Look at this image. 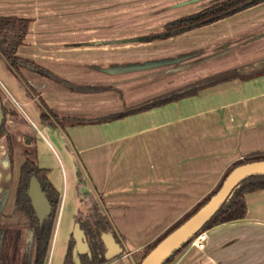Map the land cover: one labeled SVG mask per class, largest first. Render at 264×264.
<instances>
[{"label": "crops", "instance_id": "obj_1", "mask_svg": "<svg viewBox=\"0 0 264 264\" xmlns=\"http://www.w3.org/2000/svg\"><path fill=\"white\" fill-rule=\"evenodd\" d=\"M207 1L178 8L174 4L172 9ZM81 4V0H0V17L30 20L17 51L19 58L73 85L101 88L75 92L23 67V82L14 78L12 90H6L16 115L24 120L41 119V101L61 119H98L201 78L264 61V3L168 39H153L152 34L112 37L110 19L81 12ZM64 5L72 7L64 11ZM96 21L107 22L97 25ZM198 32V38L206 39H179L188 34L197 37ZM132 38L144 39L113 43ZM156 40L172 41V50L161 59L129 61L122 49ZM244 43L249 45L237 49ZM209 46L213 49L207 51ZM204 51L213 54L197 56L192 62L194 57L189 54ZM170 57L178 58L171 62ZM209 59L226 61L185 78ZM44 124L43 129L53 137V126L58 125ZM25 127L29 129L27 123ZM62 131L72 145L67 146L68 151L76 157L77 165L78 160L82 162L113 226L114 232L105 235L106 252L109 246L120 248L125 264H139L149 246L215 192L234 163L264 154V75L223 83L198 96L121 120L67 125ZM25 138L31 146L32 138ZM74 190L71 202L80 207L79 213L83 206L78 201L79 188ZM64 199L63 194L59 211ZM245 199V219L205 231L208 240L203 250L188 245L170 264H264V189L247 194Z\"/></svg>", "mask_w": 264, "mask_h": 264}, {"label": "trees", "instance_id": "obj_2", "mask_svg": "<svg viewBox=\"0 0 264 264\" xmlns=\"http://www.w3.org/2000/svg\"><path fill=\"white\" fill-rule=\"evenodd\" d=\"M263 3L264 0H223L209 8H206L200 13L172 22V24H170L169 26L171 27V30L163 32L162 34L154 35L152 38L168 39L171 37H175L197 28L212 25L216 22L239 14ZM29 24V19L16 17H0V56L6 62L8 67H10L14 72H17L22 79L24 78L21 75L20 69L24 67L31 69L33 72L39 74L42 77L53 79L75 92L77 91L89 93L101 90V88L96 86L73 85L55 76L48 70L32 62L19 58L17 56V51L19 47L23 45L25 37L28 33ZM262 75H264V62L245 66L244 68L227 70L195 81L194 83H191L183 88H179L165 95H161L159 97L146 101L143 104H140L133 108H129L123 112L91 120L71 118L61 119L57 114L49 109L44 102L41 101L42 111L40 117L43 122L55 123L62 129H64L67 125L82 126L109 123L124 119L131 115L150 111L154 108H159L171 103L179 102L186 98L198 96L203 90L221 85L223 83H227L237 79L241 81H248ZM3 110L5 116H7L10 112L4 105ZM5 124L6 120L3 125L0 138L3 137L6 133ZM8 147L10 155H12L13 145L10 137H8ZM258 161H264V154H253L234 163L226 172L223 180L221 181L215 192H213L209 197L205 198L194 210H192L185 217L176 222L163 236H161L154 244L149 246V248L142 255L139 264L159 243H161L166 237H168L172 232L182 226L188 219H190L203 206H205L210 201V199L220 190L225 179L234 169L242 165ZM49 174L50 170L40 168L37 163L28 158L21 165L19 183L15 196V209L25 217L27 221L26 225L28 228H26V232L31 240H22L23 235L22 231H20V233L17 234L19 243H17V240L16 242L13 241V243L10 242V251L7 250V247L5 245V252L7 255L5 256L3 264H8L6 258L11 254L13 255L12 259H16V264H47L48 258H50V252L53 244L59 207L62 198V193H60L51 183ZM32 176H35L39 180L44 190L48 193L53 207L52 215L47 218L41 226L39 225L35 212L30 205L29 199L26 196L29 181ZM85 186H87L85 187L86 191L84 194L80 193L79 199H82L81 201H89L88 205H83V208L85 207L89 210L86 215H84V213L80 211L75 216V223L79 224L81 230L84 231L90 249V255H82L80 257V261L81 264H107V260L105 257L106 245L103 240V236L114 232L113 226L103 208L102 202L100 201L98 194L93 187V184L87 182ZM88 186H90L91 188L90 191H87V188H89ZM262 189H264V176L251 177L241 182L235 189L233 195L226 200L222 208L199 233L207 231L221 224L237 222L245 219L247 216V204L245 196L249 193L260 191ZM20 242H22L21 244H24L25 248L19 245ZM32 248H34V255L31 263ZM74 248L75 240L73 236H71L68 242V249L63 264H76L73 256ZM177 254L170 261H168L167 264H170L171 261L177 256Z\"/></svg>", "mask_w": 264, "mask_h": 264}, {"label": "rangeland", "instance_id": "obj_3", "mask_svg": "<svg viewBox=\"0 0 264 264\" xmlns=\"http://www.w3.org/2000/svg\"><path fill=\"white\" fill-rule=\"evenodd\" d=\"M182 1L185 0H81L82 4L79 5L78 8L81 12L85 11L91 14H96V18H99L98 16H102V19H110V22L96 21V24L103 25L104 22L110 23V32L112 33V37L120 36L123 38L125 36L129 38L147 36L150 34H152V36L162 34L163 32L171 30V27L169 26L172 22L195 15L206 8L213 6L210 0L202 5L196 4L180 10L172 9L174 4ZM85 2L87 3L83 4ZM71 7L72 6L64 5L63 10L69 11ZM74 7L76 8L77 6ZM99 28L100 26L96 27V29ZM196 34H198L197 37L195 35L188 34L179 39H188L190 36V38L198 40L206 39L204 36L198 38L199 32ZM169 42L172 41L161 42L160 40H156L151 44L143 43L141 45H127L122 47V49L126 50L127 53L124 52V54H127L129 61H150L156 59L158 56L160 59L162 56L165 57V54L172 50ZM248 45L249 43H244L237 47V49L244 48ZM211 49H213L211 46L206 48L207 51ZM112 50L114 57L116 56V53L114 52L115 47H113ZM207 51H204L202 54L201 52H193L192 54H189L194 57L192 62L196 61V58H198L197 56H210V54H213ZM195 54L198 55L195 57ZM176 58L170 57L171 62L177 61L174 60ZM208 61L209 62H207L205 66L202 65L201 67L193 69L191 73H187L185 78L197 76L203 72L215 69L226 60L209 59ZM0 62H2L0 63V81L7 90L11 89L12 84H15V79L20 81L21 77L17 72H14L3 63L1 56ZM1 64H3L4 67H2ZM244 67L245 66H241L237 68ZM21 81L23 82L22 79ZM0 95L3 105L10 111L6 116V133L0 138V230L5 229L4 227L7 228L5 239L7 242L4 244L5 241H1L0 243V264H3L5 256L7 255L5 252V245L7 250L10 251V242L13 243V241L16 242L17 240V243H19L17 234H19L20 231H22L23 235L22 240H29L26 227L22 226L26 222V219L13 210L15 205V193L19 180V169L27 158L37 163L40 168L50 170L51 173L49 175V179L59 192L62 193V196L63 194L65 196L62 209L58 213L50 258H48L47 262V264H63L68 249L70 233L74 231L76 226L75 216L78 214L77 208L80 210V207L76 208L71 202L74 194L73 189H75L74 192H77L78 187L79 193L84 194L86 191L85 187H87L85 184L87 182L89 183V181L82 172L78 171L77 159L75 156L70 154V151H68L67 146H69V143L64 134L57 127L55 128L53 126V137L48 136V132L45 131L46 129H43L45 124L41 119L32 117L30 118L31 120H24L18 114L16 115V111H14L12 105L13 102L10 99L9 94L2 88L1 85ZM25 122L29 126V129L28 127H25ZM26 135H29V137L32 138L31 146H29L25 138ZM8 137H10L13 145L12 155H10L9 152ZM90 190L91 188L87 191ZM81 200L78 201L80 202ZM88 203L89 201L85 200L80 202L82 206H86ZM88 210V208L84 207L81 212L86 215ZM21 243L22 242H20L19 245L25 248L24 244ZM33 255L34 248H32L31 263ZM12 257L13 255L11 254L6 258L8 264H16V259H12Z\"/></svg>", "mask_w": 264, "mask_h": 264}, {"label": "water", "instance_id": "obj_4", "mask_svg": "<svg viewBox=\"0 0 264 264\" xmlns=\"http://www.w3.org/2000/svg\"><path fill=\"white\" fill-rule=\"evenodd\" d=\"M203 1L206 0H191L177 4L175 8ZM221 1L223 0H211V4L214 5ZM141 39L144 38L118 40L113 43L129 44L140 42ZM5 120L6 116L3 110V101L0 95V136ZM58 128L63 133V129L60 126H58ZM63 134L69 143L68 145L72 146L68 136L65 133ZM78 171L82 172L89 183H91L80 160H78ZM256 176H264V161L245 164L234 169L227 176L220 190L210 199V201L190 219H188L182 226L159 243L140 264H167L168 261H170L178 252L190 245L193 238H195L204 226L216 215L226 200L233 195L235 189L241 182ZM27 195L31 201L38 223L41 226L45 220L52 215V206L42 188L41 183L35 176L30 178ZM73 237L75 239V248L73 250L74 260L76 264H81L80 257L82 255H90V249L84 231L81 230L79 224H76L74 228ZM103 240H106L105 235L103 236ZM123 253L122 249L109 246L105 254L107 264H125L126 261ZM132 264L136 263H133L132 261Z\"/></svg>", "mask_w": 264, "mask_h": 264}, {"label": "built area", "instance_id": "obj_5", "mask_svg": "<svg viewBox=\"0 0 264 264\" xmlns=\"http://www.w3.org/2000/svg\"><path fill=\"white\" fill-rule=\"evenodd\" d=\"M0 85L2 86L3 89L6 90V88L4 87V85L2 84L1 81H0ZM6 92H7V90H6ZM207 240H208L207 232H205V231L201 232V233L197 234L195 236V238H193V240L190 243V246H193L195 248L203 250L205 245H206Z\"/></svg>", "mask_w": 264, "mask_h": 264}, {"label": "flooded vegetation", "instance_id": "obj_6", "mask_svg": "<svg viewBox=\"0 0 264 264\" xmlns=\"http://www.w3.org/2000/svg\"><path fill=\"white\" fill-rule=\"evenodd\" d=\"M21 168V167H20ZM18 175L20 176V169H19V173H18ZM19 176H18V179H19ZM18 183H19V180H18ZM18 187V186H17ZM42 188H43V186H42ZM43 190H44V188H43ZM16 191H17V189H16ZM27 191H28V189H27ZM44 192L46 193V195H47V197H48V199H49V196H48V193L44 190ZM15 196H16V193H15ZM26 196H27V198L29 199V197H28V195H27V192H26ZM49 201H50V199H49ZM29 202H30V205H31V201H30V199H29ZM50 203H51V201H50ZM51 206H52V204H51ZM31 207H32V205H31ZM16 207H15V205H14V207H13V210L16 212V213H18V214H20L21 216H23L19 211H16V209H15ZM52 210H53V207H52ZM12 216V215H11ZM24 217V216H23ZM25 218V217H24ZM26 223H27V221L22 225L23 227H26L27 228V225H26ZM7 226V225H6ZM1 227H3V226H1ZM5 229H1L0 230V243H1V241L2 242H6L7 240H5L6 239V233H7V228L6 227H4ZM11 235V234H10ZM71 236H73V232L70 234V238H71ZM15 237V236H14ZM70 238H69V240H70ZM74 238V237H73ZM29 240H31L30 238H29ZM75 240V239H74ZM5 244V243H4ZM1 250V249H0ZM1 252V251H0Z\"/></svg>", "mask_w": 264, "mask_h": 264}]
</instances>
